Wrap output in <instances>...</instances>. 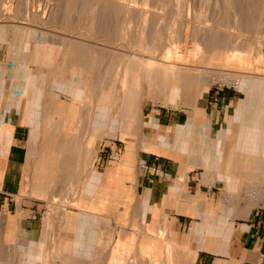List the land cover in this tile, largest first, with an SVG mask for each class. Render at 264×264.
I'll use <instances>...</instances> for the list:
<instances>
[{"label": "rangeland", "instance_id": "374dc122", "mask_svg": "<svg viewBox=\"0 0 264 264\" xmlns=\"http://www.w3.org/2000/svg\"><path fill=\"white\" fill-rule=\"evenodd\" d=\"M184 45L190 48L191 53L181 60L176 57L175 51ZM79 46L83 48V54H86V46L94 50L87 54L90 65L87 73H79L78 68L72 73H64L65 66L71 60L80 61V53L74 52ZM231 49L240 52V59L226 62L223 58L226 51ZM140 60L158 66L159 77L166 81L174 80L170 85L177 87L175 103L178 107L171 104L163 106L158 100L161 94H157L156 100L144 106V120L147 121L153 111L159 114H180L185 120L189 110L202 108V99L207 92L205 110L208 118L211 106L218 104L222 94L232 95L227 109L233 112L240 100L244 99V92L232 84L223 81L213 83L211 80L216 76L222 79L247 75L254 79H264V0H0V71H3V75H12L14 69L18 76H27V82L34 77L37 89L45 97L54 77H65L68 81L72 79L74 85L67 92L55 93L65 103L75 93L80 99L76 104L81 115L89 110L93 115L92 121L95 119L100 123L98 133L94 136L98 141L94 149L89 144V133L84 134L75 145L78 150V168L74 172L61 174L51 186V191L57 195L56 200L67 202L70 214L77 213L75 208L78 201L88 200L90 195L95 194L97 186L106 185V171L119 162L128 144L127 140L121 138L123 133L131 134L127 136L129 139H137L135 134H140L139 120L118 115L117 111L124 109L123 106L110 102V98L114 100L116 94L121 92L114 88L116 81L125 85L129 91L136 89V97H142L137 68ZM26 62L32 69H23ZM123 64L127 68L125 75L121 76ZM198 70L204 71V74L197 72ZM80 75L87 77L88 86L85 89L78 86ZM176 81L179 82L178 85H175ZM34 91L35 89H28L26 92L33 95ZM261 91L264 92L261 88L254 90L258 97L263 93ZM102 98L107 99L103 101ZM259 108H264V104H260ZM102 112L109 114L107 121L123 123L116 127L103 125L99 117ZM64 113L63 109L62 114ZM84 123L85 121L82 126ZM5 131V127H0V162ZM27 138L28 133L24 132L23 138L18 142L19 146L26 147ZM91 151L92 154L89 153ZM115 152L118 157L114 156ZM191 171L201 176L200 185L205 186L197 198L198 204L203 205L209 215H216L215 218H218L217 215L222 214L221 201L227 191L224 183L215 181L216 189L208 191L206 186L211 178L204 175L199 167H194ZM30 177V172L27 171L24 176L26 185L20 192L29 197L32 196L28 192L32 184ZM73 177L78 178L77 181ZM94 177L99 178L98 181ZM246 189L245 186L239 189L242 207L245 205L243 197ZM11 195L12 197L8 196L9 206L5 214L17 219L22 217L20 213L26 216L28 208L32 207L31 210H35L32 212L34 221L39 226L34 235L36 239L56 238L57 233L67 224V215H59L57 206H48L43 201L30 204L28 201L18 200L20 197L12 192ZM118 200L124 202L125 206L113 207L106 215L124 217L127 225L137 230L143 227V215L136 213L138 197L134 188L128 185V190ZM1 211L0 207V215ZM49 211L51 216H47ZM159 225L163 227L164 222L161 221ZM10 229L3 240V228L0 226V264H12V258L6 251L11 252L12 247L9 245H13L16 240L11 235L15 236L17 231L13 226ZM27 231L31 229L27 228ZM172 232L177 241L181 242L189 234L187 222L172 226ZM165 233L168 234L167 228L164 229ZM107 235L105 232L101 235L103 242L100 237L101 250L113 244L112 238L106 237ZM3 242L6 245L3 246ZM117 251H113L109 260L103 253L92 255L91 258L94 264H124L123 255L115 254ZM134 255L130 257L129 264H137ZM182 255L183 251L180 249L179 256ZM97 257L99 262L95 263ZM46 264L61 263L47 261Z\"/></svg>", "mask_w": 264, "mask_h": 264}, {"label": "crops", "instance_id": "0c3cea01", "mask_svg": "<svg viewBox=\"0 0 264 264\" xmlns=\"http://www.w3.org/2000/svg\"><path fill=\"white\" fill-rule=\"evenodd\" d=\"M23 69L32 68L26 62ZM12 73L5 76L0 71V127L6 128L0 176L7 175L5 184L0 185V226L3 240L12 226L17 231L15 236L11 235L16 237L15 243L9 245L11 252L5 250L11 256L12 264H46L47 261L94 264L92 255L103 253L109 260L116 249L119 252L115 254L123 255L124 264H129L134 254L155 256L157 264H167L166 256L170 255L171 264H264V198L248 202L249 190L246 189L245 205L242 207L239 202V189L241 186L248 188L251 174L264 192V108L246 102L245 93L233 112L227 109L232 95L222 94L218 104L211 106L209 118L205 110L208 92L202 108L189 110L185 120L180 114L167 112L153 111L147 121L142 116L146 128L141 134H135L137 139H129L127 136L131 134L125 132L121 136L128 144L119 162L106 171V185L97 186L95 194L88 200L78 201L77 213L71 215L67 211L70 209L67 202L57 201L56 193L51 191L61 174L74 172L79 166L77 154L73 156V163H69L67 152L61 151L70 133L62 131L61 127L57 129L61 112L60 116L48 113L51 109L47 96L37 88L29 95L24 84L27 76H18L14 69ZM28 97H33L32 104H28ZM76 108L81 113L77 104ZM24 110L28 111L27 123L20 119ZM24 132L28 133V138L26 147H21L18 142ZM164 143L170 145L164 147ZM50 145L56 148L55 151L49 150ZM188 153V159L195 160L196 166L185 170L183 162ZM243 158L261 159V167L256 170L251 163L245 171L234 162ZM201 159H204L203 163L199 161ZM215 162L218 166H214ZM142 164L158 168L168 177H150L140 169ZM194 167L201 168L204 175L211 178L209 184L219 180L226 187V196L221 201L222 214L217 215L218 218L209 215L203 205L198 204L197 198L205 186L200 185L201 176L191 171ZM27 171L31 175L32 184L28 188L31 197L21 194ZM231 174L236 176L238 186L226 180ZM243 174L245 178H241ZM187 175L191 178L190 183L183 180ZM73 178L70 179L73 181ZM128 185L134 188L138 197L136 213L143 215L144 226L139 230L127 225L124 217L106 215L113 207L125 206L118 199L128 190ZM11 192L20 197L18 200L30 204L43 201L48 206H57L59 215H67V224L59 229L56 238L36 239L34 235L39 226L34 221L32 207L28 208L26 216L20 213L22 217L17 219L5 214ZM231 194L236 196L233 202L228 201ZM50 213L47 216H51ZM161 221L163 227L159 225ZM182 222H187L189 234L178 242L172 226ZM166 228L168 234H164ZM104 232L108 234L106 237L112 238L113 244L101 250L100 237ZM180 249L183 251L181 257ZM96 261L99 262L98 257Z\"/></svg>", "mask_w": 264, "mask_h": 264}, {"label": "bare ground", "instance_id": "6f19581e", "mask_svg": "<svg viewBox=\"0 0 264 264\" xmlns=\"http://www.w3.org/2000/svg\"><path fill=\"white\" fill-rule=\"evenodd\" d=\"M27 39H29V38H27ZM150 44H152V43H150ZM77 48H78L77 51H74V52L80 53V57L79 58H81L82 60L80 59V61H78V62H76L75 59L71 60L68 63V65L65 66L64 73L65 72L66 73L67 72L72 73L75 70V68H78L79 73H82V72L87 73L88 67L90 66V65H88L89 64V60L87 59V56H88L87 54L91 53L94 50H93L92 47L86 46L85 47L86 54H83V48L81 46H79ZM211 50H210V52H211ZM206 51H207V49H206ZM190 53H191V50L186 45H184L182 48H179L178 50L175 51L176 57L181 59V60H183ZM239 53H238L237 50L231 49L230 51H226V56L223 59L226 62L240 59L239 56H241V55ZM90 58H91V56H90ZM125 61H126V59H125ZM138 63H139V65H138L137 68H138V71H139V78L141 80L140 88H142V92L140 94L142 95V97H139V98L136 97V93H137L136 89H133L132 91H129L126 88L125 85H123L122 83L121 84L117 83V81H116L114 83V88H115V90H119L120 89L121 92L116 94V98L114 100H111V98H110V102L112 104H119V105L121 104L123 106L124 109L117 111L118 115L126 116L130 120H134V119H138L139 120V122H140V132L139 133L141 134V132L144 130V128H146L144 123H143V121H142V116H143L142 115V110H143L144 106L146 104L152 102L153 100H156V95L157 94H161V97L158 100L161 101V104L163 106L171 104V105H175L173 107H176L177 105L175 103L176 102L175 101V94H176V90L175 89L177 87L174 88V87H171V85H170L174 80L171 79L170 81H166V79L163 80V77H159V67L158 66L151 65L150 63H148L146 61H143V60H140ZM78 64H79V67H78ZM122 68H123V73L121 74V76L125 75L124 73H126L125 70H126L127 67H126V65H124ZM171 68L173 69V67H171ZM70 70H72V71H70ZM119 70H120V68H119ZM197 72L204 74V71H202V70H198ZM198 79H201V78L199 77ZM211 81L213 83H217V82L223 81L225 83L232 84V85H234V87L236 89L241 90V91H243L245 93L246 102L257 103V105H259L258 107H260V104H264V92L261 91L263 93L260 92L261 94H259V97L256 94V92H254V90H257V89H260V88L262 90H264V79L263 78L262 79H254L253 77L247 75V76H233L232 78L226 77V78H222L221 79V78L216 76V77L212 78ZM131 82H132V80H131ZM73 83H74V80H72V79L68 81L67 79H65V77H62L61 79L59 77L57 79H55V77H54V79H52V81H50V84H49L50 91H49V93L47 95V99H48V101L50 103L49 107L51 109V112H48V113H50L51 116H54L56 114H57L56 116H60V112H61V116H60V119H59L60 124L58 122L59 126L57 127V129H59L61 127L60 129L62 131H65L66 133H70L69 136L66 137L67 138V143L66 144H62V146H61L62 147L61 151H66L67 152V157L69 158V160H67V162H69V163H73L72 162L73 158H74L73 156L76 155L77 151H78V150H76L75 145L80 142L81 137L84 134L89 133V135H90V138L88 139L89 140V144H92V148L94 149V146H95L96 141H97L96 138H94V136L98 133V126H100V123L97 122L95 119H94V121H92L93 120V118H92L93 115H92V113L89 110H86L84 115L83 114L81 115V113H79L78 109L76 108V101L79 102L78 100H80V99H79V96L77 97V95L75 93H73L71 96H69V101L67 103H65V105H62V102L58 99L57 94L55 93V91L67 92V90L70 89L74 85ZM78 83H79L78 86L80 87V89H83V88L85 89L88 86L87 77L83 76V75H80ZM225 83H223V84H225ZM24 84H25L26 90H28V89H36L37 88L34 77L32 79H30L29 82H27V80H25ZM125 84H126V82H125ZM178 84H179V82L176 81L175 85H178ZM132 86H133V84H132ZM182 95H183V93H182ZM199 95H200V93L198 94V96ZM205 96H204L203 99L201 98L203 101L205 99ZM60 97H61V95H60ZM106 97H108V96H106ZM32 99H33V97H28V100H27L28 104L29 103L30 104L33 103ZM106 99L102 98L103 101L106 100ZM199 107H200V105H199ZM63 109L65 111L64 114H62V110ZM193 110L195 111V109H193ZM261 111L258 110V112H261ZM257 113H255V115ZM257 115H259V113ZM260 115H262V113H260ZM108 116H109V114L107 115V114H105V112L100 113L99 117L102 120V122L104 123L103 125L110 126V127H114V126L116 127L119 124L121 125V123H123V122H120V121H119V123L118 122L116 123V122H114V120L113 121L112 120H110V121L108 120L107 121L106 118H108ZM28 117H29L28 116V111H25V110L22 111V116L20 118L22 123H27L28 119H29ZM83 121H85L84 126H82V122ZM129 129H130V127H129ZM42 143H44V142H42ZM168 145H170V144L164 143V147H167ZM55 149L56 148H54L53 146L50 145L49 150L51 152L55 151ZM89 153L92 154L93 151H91ZM113 154H114V156L118 157V154L116 152L113 153ZM189 155H190L189 153L186 155V157L184 159V162H183L185 170L188 169V168H191L193 166H196V161L195 160H189L188 159ZM203 160L201 159L199 161L203 163ZM62 161H65V160H62ZM234 162H235L236 165L240 164L242 169L245 170V171L248 170L251 167V163L254 165L253 168L256 169V170H258L261 167V159L243 158V159H235ZM215 163H216V165L214 164V166H218L217 162H215ZM235 164H234V167L236 166ZM143 166L144 165L142 164L140 166V169H142ZM5 176H7V175L4 174V175L0 176V185L5 184ZM241 178H245L244 174L241 176ZM254 179H255V176H253L251 174V176H250V180L251 181H249V186L247 188V190H249L247 192V200H248V202H255V201L259 200V199L264 198V192L261 190L260 186L257 185V182L254 181ZM183 180H184V182H188V175L185 176L183 178ZM226 180L231 185L238 186V184H237L238 180L236 179V176L234 174L228 175ZM233 194H234V192H233ZM233 194H231V196L228 198L229 202H233V201L236 200V196L233 195ZM113 224H115V223H113ZM157 255H159V254L157 253ZM169 255H170V253H169ZM64 258H65V256H64ZM133 258H135L137 260V264H140V262L141 263H145V264H156L157 263L155 256H147V257L144 256V257H141L139 255H134ZM171 259H172L171 255L167 256V258H166L167 264H171V262H170ZM65 260H66V258H65ZM110 264H113V263H110Z\"/></svg>", "mask_w": 264, "mask_h": 264}, {"label": "built area", "instance_id": "2783aa9c", "mask_svg": "<svg viewBox=\"0 0 264 264\" xmlns=\"http://www.w3.org/2000/svg\"><path fill=\"white\" fill-rule=\"evenodd\" d=\"M222 89H220L221 91ZM142 170L147 174L149 175L150 177H157V178H161V179H164V178H167L168 177V174L164 171H161L159 170L158 168H155V167H147V166H143L142 167ZM188 181H189V176H188ZM207 190L208 191H212L214 189H216L215 187V183L213 184H208V186H206Z\"/></svg>", "mask_w": 264, "mask_h": 264}]
</instances>
